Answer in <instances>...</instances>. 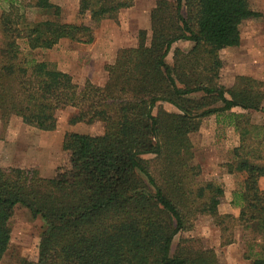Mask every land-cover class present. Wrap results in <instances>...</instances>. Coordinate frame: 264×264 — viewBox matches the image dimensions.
<instances>
[{"label": "trees", "instance_id": "1", "mask_svg": "<svg viewBox=\"0 0 264 264\" xmlns=\"http://www.w3.org/2000/svg\"><path fill=\"white\" fill-rule=\"evenodd\" d=\"M0 1L5 4L0 13L2 122L17 116L51 131L56 111L70 106L76 110L71 124L100 121L104 127L98 135L66 132V159L53 176L0 166V258L10 240L8 221L22 205L41 217L44 228L37 255L23 257L20 264H219L214 250L196 247L193 238L181 239L170 253L174 236L200 214L215 219L222 239L235 225L249 230L254 237L244 257L264 264V190L258 184L264 176V127L231 111L264 112V82L238 75L228 89L219 83L220 50L238 46L241 24L260 16L249 0H156L150 37L140 30L137 45L118 49L105 66L103 85L87 79L82 86L31 53L61 39L91 43L100 22L115 20L134 0H78L77 13L85 18L80 23L56 20L60 7L50 0ZM26 8L55 18L31 22ZM178 40L193 45L187 51L175 48L170 64L165 58ZM199 91L200 99L188 97ZM162 102L177 111L164 109ZM212 114L226 117L239 135L227 164L229 172L245 175L233 192L237 216L218 212L224 188L199 179L193 162L189 133ZM230 242L231 237L222 244Z\"/></svg>", "mask_w": 264, "mask_h": 264}, {"label": "rangeland", "instance_id": "2", "mask_svg": "<svg viewBox=\"0 0 264 264\" xmlns=\"http://www.w3.org/2000/svg\"><path fill=\"white\" fill-rule=\"evenodd\" d=\"M51 1L60 7L58 17L55 18L52 13L37 8H26L25 14L28 20L38 22L55 18L60 22L69 23L85 21V18L80 17L77 13L78 0ZM249 5L260 16L247 19L241 24L238 46L220 50L223 67L220 69L219 83L226 89L233 85L235 77L238 75L251 76L264 82V0H249ZM4 6V2L0 1V13ZM131 19L130 10L122 9L119 20L110 19L109 21L114 25L113 36L116 39L122 38L124 41L117 48L114 56L120 48L136 46L139 31L145 30L135 29L130 23ZM96 29H98V34H103L99 25ZM146 31V36L149 38L151 31L150 29ZM127 44L128 46H123ZM19 45L21 50L27 54V45L23 39L19 40ZM192 45L193 42L188 40L174 42L165 58L166 61L172 63L175 48L187 51ZM90 46V43L61 39L52 48L37 49L31 54L37 60L51 62L58 69L69 73L78 86H82L87 79L95 84L103 85L107 78L105 66L111 64L108 60L112 50L108 47L105 51L102 48V43L96 48L90 49ZM202 96L201 91L188 95L194 99H200ZM161 104L168 111H177L170 103L162 102ZM218 104L220 103L218 102ZM231 111L245 113L250 117L251 123L264 127V112L244 110L239 107H234ZM75 112V108L70 106L58 109L55 113L56 128L51 131L39 130L27 125L17 116H11L6 124L0 118V166L34 168L42 176H53L55 169L64 164L66 159V153L62 150V139L66 132L91 135H98L103 132V123L100 121L71 124L69 120ZM225 118L215 114L202 117L197 129L189 133L193 162L200 168L199 179L220 183L223 188L227 187L228 190L232 186L239 189L245 176L244 173L229 172L227 166L233 161L232 149L239 144V135L232 126L228 125V120ZM144 157L151 158L153 155L146 154ZM262 183L264 185V178ZM223 201L222 197L218 212L237 216L239 207L234 205L229 207ZM233 208L235 213L227 212V209ZM8 224L10 240L6 251L0 258V264H20L23 257L36 256L44 228L41 217H35L26 207L16 205ZM221 237L220 227L215 223L214 218L205 214L196 215L190 218L187 229L179 231L174 236L170 253L176 252L181 239L193 238L196 240L194 243L196 247L214 250L219 264H251V259L244 257L248 251V242L254 237L249 230H243L240 225H235L230 230L223 232L224 240L232 238V242L228 244H222L223 239Z\"/></svg>", "mask_w": 264, "mask_h": 264}, {"label": "crops", "instance_id": "3", "mask_svg": "<svg viewBox=\"0 0 264 264\" xmlns=\"http://www.w3.org/2000/svg\"><path fill=\"white\" fill-rule=\"evenodd\" d=\"M155 4H156V0H134L133 5L131 7L125 8V9L130 10V14L132 17L130 23L132 24V26L135 27V29L137 30L150 29V11L155 6ZM121 13H122V9L118 12L116 19L119 20L121 18ZM109 21L110 19H104L100 22L99 26H100V29L103 31L102 32L103 34L101 35L98 34V29L94 31V40L90 43L91 44L90 49L96 48L101 43L103 46L102 48L105 51L108 49V47H110L112 52H110V58L108 62L112 63L115 59L114 57H116V55L114 56L115 51L117 50L119 46H121L124 43V41L122 40V38L116 39L113 36L112 30H113L114 25L111 24V22L109 23ZM123 46H128V44L123 45ZM263 178L264 176H262L258 182L259 188L261 190H264V185L262 183ZM235 190L236 188L234 186H232L231 189L229 190L227 187L224 188V196H223L224 201L223 202L226 203L229 207L232 205L233 192ZM227 212L235 213V209L234 208L231 210L227 209Z\"/></svg>", "mask_w": 264, "mask_h": 264}]
</instances>
